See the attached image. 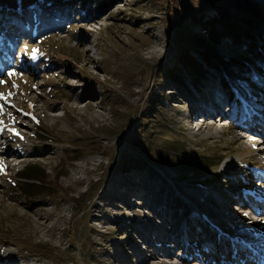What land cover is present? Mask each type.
Segmentation results:
<instances>
[{"label":"rangeland","instance_id":"rangeland-1","mask_svg":"<svg viewBox=\"0 0 264 264\" xmlns=\"http://www.w3.org/2000/svg\"><path fill=\"white\" fill-rule=\"evenodd\" d=\"M98 1L89 17L82 3L50 15L52 28L33 10L42 25L24 33L0 11V264H264V64L189 17L214 2L253 29L264 54V0ZM195 36L246 55L252 70L234 79L206 66ZM181 52L208 69L196 87ZM141 126L151 156L178 140L207 170L155 181L122 172ZM34 163L53 194L17 188Z\"/></svg>","mask_w":264,"mask_h":264},{"label":"trees","instance_id":"trees-1","mask_svg":"<svg viewBox=\"0 0 264 264\" xmlns=\"http://www.w3.org/2000/svg\"><path fill=\"white\" fill-rule=\"evenodd\" d=\"M106 1L108 4L112 0ZM78 3H82L84 7V15L89 17L92 14V10L94 9L93 0H0V11L9 12L7 20H14V25L20 26L21 33H24L25 31L38 29V27L42 25L41 19L38 18V15L35 16L33 10L41 13V16L45 17L46 20H54V22H49L48 24L44 22L46 25H48V28H52L53 25H56L55 22L57 20L51 18L50 15H53V17L56 16L58 19L61 17L60 13L62 10H67V12L70 13L71 8H75V4ZM102 4V0H99L95 8ZM210 5L214 8L213 12H208L200 8L197 11L191 13L189 17H193L197 22L202 23L207 29L216 35L222 34L221 36L226 35L234 39L236 43H240V45L243 47L242 49L248 52V55L250 54L255 59H258L256 62L264 64V54L259 48L261 44L258 42V37L256 36V33L253 31V29L238 23L230 11L224 10L216 3L210 2ZM18 11L22 12V19H20V17H16V13ZM35 22H37V24H35ZM1 29L2 27L0 26V30ZM195 39L197 41H194H196L197 44H194L193 49H195L197 53L199 52L202 54V58L204 57L203 60H205L207 63L206 66L221 71L226 75V77L237 79L239 73L241 74L244 72V70H252L253 62H250V59L245 57L246 55H227L218 49L213 43L205 40L204 38L195 36ZM262 47L264 49V45ZM6 51L11 58H15L17 51L16 49L12 50L11 48H8ZM180 54V64L186 66L191 71V73H193L192 78L196 87V84L201 81L203 77L202 75L208 73V69L206 68V71H204L201 66V62L199 61L200 63L198 64L197 58L193 60L187 54V52H181ZM1 56L2 52L0 51V71L6 68V65L3 64L1 60ZM201 73L203 74L201 75ZM226 77L223 78V82H226ZM233 95H235V93ZM145 120L146 119H142L139 125H144ZM144 129L145 128L141 126L139 129L141 132L136 135V139L133 138L134 141L132 140L131 144H129L128 148L124 151L125 154L123 153L118 158L120 161L119 169L122 172H127L133 167H139L141 170L146 171L147 174L155 181L156 179L162 180L166 171H176L177 168L181 172H187L189 175L200 173V170L205 169L197 167V160H193V156H191L186 151V146L180 144L178 140H164L162 146H160V148L157 150V156H151V153L149 154V151L147 152L148 146L145 144L147 138L145 139L144 135H142V138L139 139V134L144 133ZM151 133L152 132H150V136L152 135ZM146 137H149V135L147 134ZM137 141L144 145L143 151H141V155L143 156L140 154H138L139 156H136L140 158L139 165L136 164V162L133 160V157H129L134 154L133 151H137ZM77 153V150L73 151V160H77ZM16 174L19 175L20 178V180H17L18 186L17 184L16 186L19 191L24 194L25 198H33L40 194H53V185L51 182H47L46 178L49 176H47V170L41 166V164H27ZM186 177L187 176H181L177 177L176 179L178 182H181ZM196 184L197 183H193L187 187L192 189V192L196 196L203 198L206 197L204 191ZM177 188L180 191L187 190L183 184H179ZM175 198L178 200L177 196H175Z\"/></svg>","mask_w":264,"mask_h":264},{"label":"snow or ice","instance_id":"snow-or-ice-1","mask_svg":"<svg viewBox=\"0 0 264 264\" xmlns=\"http://www.w3.org/2000/svg\"><path fill=\"white\" fill-rule=\"evenodd\" d=\"M36 51H38V50H33V52H32L33 57H35V55H36ZM0 83H4V81H0ZM9 95H11V93H9ZM0 98L6 99V97H5L4 94H2V93H0ZM2 111H3V106L0 105V112H2ZM26 114H27V113H26ZM2 124H3V122L0 121V125H2ZM2 130H3V128L0 127V131H2ZM12 131H13L16 135H19V132H17L15 129H12ZM4 169H5V165L3 164V162H0V171H4Z\"/></svg>","mask_w":264,"mask_h":264},{"label":"bare ground","instance_id":"bare-ground-1","mask_svg":"<svg viewBox=\"0 0 264 264\" xmlns=\"http://www.w3.org/2000/svg\"><path fill=\"white\" fill-rule=\"evenodd\" d=\"M245 137H246L245 134H240L239 137H238V139H239V140H243V139H245Z\"/></svg>","mask_w":264,"mask_h":264}]
</instances>
